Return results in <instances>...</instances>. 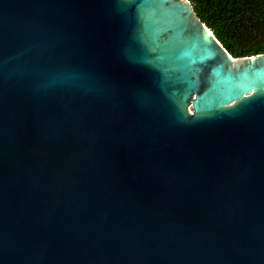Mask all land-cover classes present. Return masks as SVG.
I'll return each instance as SVG.
<instances>
[{"label": "water", "instance_id": "water-1", "mask_svg": "<svg viewBox=\"0 0 264 264\" xmlns=\"http://www.w3.org/2000/svg\"><path fill=\"white\" fill-rule=\"evenodd\" d=\"M187 0H0V264H264V54Z\"/></svg>", "mask_w": 264, "mask_h": 264}, {"label": "trees", "instance_id": "trees-1", "mask_svg": "<svg viewBox=\"0 0 264 264\" xmlns=\"http://www.w3.org/2000/svg\"><path fill=\"white\" fill-rule=\"evenodd\" d=\"M232 58L264 54V0H187Z\"/></svg>", "mask_w": 264, "mask_h": 264}, {"label": "bare ground", "instance_id": "bare-ground-1", "mask_svg": "<svg viewBox=\"0 0 264 264\" xmlns=\"http://www.w3.org/2000/svg\"><path fill=\"white\" fill-rule=\"evenodd\" d=\"M209 34H210V32L209 31H207ZM210 36H211V34H210Z\"/></svg>", "mask_w": 264, "mask_h": 264}]
</instances>
